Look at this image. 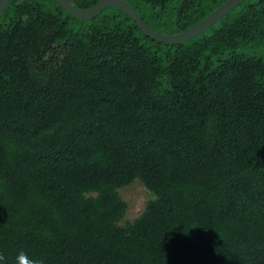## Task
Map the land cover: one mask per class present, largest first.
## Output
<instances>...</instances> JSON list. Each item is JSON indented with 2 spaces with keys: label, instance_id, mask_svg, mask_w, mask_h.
<instances>
[{
  "label": "trees",
  "instance_id": "obj_1",
  "mask_svg": "<svg viewBox=\"0 0 264 264\" xmlns=\"http://www.w3.org/2000/svg\"><path fill=\"white\" fill-rule=\"evenodd\" d=\"M88 10L100 0H66ZM176 35L227 0H123ZM149 195L126 221L120 191ZM45 264H264V0L165 44L116 7L0 16V254Z\"/></svg>",
  "mask_w": 264,
  "mask_h": 264
},
{
  "label": "water",
  "instance_id": "obj_2",
  "mask_svg": "<svg viewBox=\"0 0 264 264\" xmlns=\"http://www.w3.org/2000/svg\"><path fill=\"white\" fill-rule=\"evenodd\" d=\"M10 0H0V16L9 3ZM62 9L73 15L80 20H89L98 15L104 8L112 6L123 11L138 27V29L148 38L165 44H178L187 41L205 29L213 25L226 13L236 7L242 0H227L224 4L218 7L215 11L205 17L196 25L181 31L176 35H163L150 30L142 21V19L136 14V12L123 0H100L95 7L88 10H79L68 3L66 0H53Z\"/></svg>",
  "mask_w": 264,
  "mask_h": 264
},
{
  "label": "rangeland",
  "instance_id": "obj_3",
  "mask_svg": "<svg viewBox=\"0 0 264 264\" xmlns=\"http://www.w3.org/2000/svg\"><path fill=\"white\" fill-rule=\"evenodd\" d=\"M122 199L128 204L126 221L135 219L144 209L146 201L149 199L144 187L135 181L132 185L120 191Z\"/></svg>",
  "mask_w": 264,
  "mask_h": 264
},
{
  "label": "clouds",
  "instance_id": "obj_4",
  "mask_svg": "<svg viewBox=\"0 0 264 264\" xmlns=\"http://www.w3.org/2000/svg\"><path fill=\"white\" fill-rule=\"evenodd\" d=\"M5 262V256L3 254H0V264H3ZM15 264H45L44 259H36L33 257H30L28 253L21 250L17 253V256L15 258Z\"/></svg>",
  "mask_w": 264,
  "mask_h": 264
}]
</instances>
